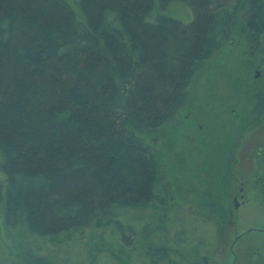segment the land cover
<instances>
[{
	"label": "trees",
	"instance_id": "obj_1",
	"mask_svg": "<svg viewBox=\"0 0 264 264\" xmlns=\"http://www.w3.org/2000/svg\"><path fill=\"white\" fill-rule=\"evenodd\" d=\"M74 4L79 18L65 0H0V264H177L154 149L237 26L264 56V0ZM245 91L235 109L252 130L264 78Z\"/></svg>",
	"mask_w": 264,
	"mask_h": 264
},
{
	"label": "rangeland",
	"instance_id": "obj_2",
	"mask_svg": "<svg viewBox=\"0 0 264 264\" xmlns=\"http://www.w3.org/2000/svg\"><path fill=\"white\" fill-rule=\"evenodd\" d=\"M65 1L77 12L79 18L75 0ZM166 13L185 24L191 20L190 10L181 3H172ZM263 73L264 56L251 51L242 28L237 26L195 76L186 105L166 123L162 139L155 146L154 151L170 181L175 209L194 201L202 183L197 178L201 168L215 162L213 170L216 169L217 161L205 157L208 153L217 155L238 144L236 152L247 159L245 166L250 169V173L241 170V176L237 179H226L219 189V198L224 197V201L231 192L238 189L239 183H243L244 204L238 215L229 219L228 228L220 231L215 237L216 241L211 244L189 240L187 245L180 246L190 255L186 256L187 260H183L182 264H195V261L200 264H264V232L256 230H264V189L260 187L264 152H260L258 158L253 155L258 153L257 148L264 143V114L260 119L263 128L255 127L251 130L250 125L245 126L248 123L242 119L240 121L238 112L233 111L237 103L246 99L245 90L261 86ZM239 121L241 125H238ZM213 172L210 174L215 176ZM3 179L0 174V181ZM176 203L179 204L176 206ZM248 229H253V232L234 242L235 236ZM0 239L1 252L3 245H9L10 242L2 236L1 229ZM192 243L197 244L198 257L191 252V246H195ZM39 248L38 254L44 255V245L40 244ZM72 249L79 250L80 245L70 244L69 250Z\"/></svg>",
	"mask_w": 264,
	"mask_h": 264
},
{
	"label": "flooded vegetation",
	"instance_id": "obj_3",
	"mask_svg": "<svg viewBox=\"0 0 264 264\" xmlns=\"http://www.w3.org/2000/svg\"><path fill=\"white\" fill-rule=\"evenodd\" d=\"M233 111H236V109L233 108ZM255 127L257 129L263 128L261 125ZM237 146L235 147L236 149L233 146L231 149H228V151H222L217 155L214 153H208L205 155L209 160L217 161L216 169L213 170V164H215V162L210 161L211 165L208 166L206 164V168H201L199 170L197 178H199L202 183L200 184V188L194 201L186 202L183 207L179 206V209H175L171 203L172 213L166 220L165 229L169 239H172L174 243H176L174 251L179 254L177 264H182L183 260L185 262L187 260V255L190 257V255L185 252V249L180 246L187 245L189 240H197L196 242L201 241L205 243L209 242V244L216 241L215 237L218 236V233L220 234V231L228 228L230 222L229 219L232 216H237L242 204H244L243 194L245 189L241 185L243 183L239 182L240 186L238 189L231 192L224 201L222 200L224 197L219 198V189L223 187L222 184L226 179L230 177L237 179V177L241 176V170L242 172H249L250 170L245 166L247 159L236 152L238 150ZM257 151L258 153L256 155L255 153L253 154L256 158H258V155L261 156L260 152H264V143L259 145ZM250 158H252V156ZM212 171H215V173L213 172V174H216L215 176L210 174ZM219 171H221V174H219ZM260 187L264 189V171ZM178 204L176 203V206ZM176 228H178V231H176ZM252 230L253 229H248L247 231L240 233L238 236H235L233 239L234 242L239 241L248 233L253 232ZM256 230L262 233L264 232V230ZM192 244H195V246H191V252L193 256L196 254L197 256L195 255V257H198L200 254L197 252V244ZM195 264H200V262L195 261Z\"/></svg>",
	"mask_w": 264,
	"mask_h": 264
}]
</instances>
